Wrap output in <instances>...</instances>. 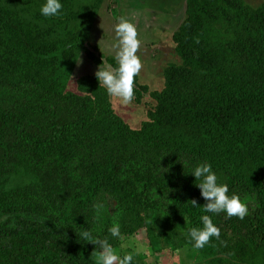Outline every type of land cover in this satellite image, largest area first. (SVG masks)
<instances>
[{"label": "trees", "instance_id": "16d2710c", "mask_svg": "<svg viewBox=\"0 0 264 264\" xmlns=\"http://www.w3.org/2000/svg\"><path fill=\"white\" fill-rule=\"evenodd\" d=\"M102 2L62 0L48 17L61 33L48 34L0 0V264H98L100 250L77 235L86 229L133 264L142 259L124 243L140 233L158 264L166 253L172 264H264V3L187 0L163 88L135 78L134 99L156 105L134 127L96 72L73 75L83 55L118 67L89 45ZM200 163L246 202L244 219L204 211L190 174ZM203 215L220 237L197 250L185 233Z\"/></svg>", "mask_w": 264, "mask_h": 264}, {"label": "rangeland", "instance_id": "374dc122", "mask_svg": "<svg viewBox=\"0 0 264 264\" xmlns=\"http://www.w3.org/2000/svg\"><path fill=\"white\" fill-rule=\"evenodd\" d=\"M246 1L254 7L264 3V0ZM6 2L21 10L24 16L40 22L46 33H61L57 21L50 20L40 14V8L45 0H6ZM75 2L77 6H80L94 4L97 0H75ZM186 4L187 0H103L93 23L89 45L105 61L109 58L116 60L118 39L114 32V26L121 17L130 19L136 25L141 41L137 53L141 57L143 65L138 74L139 81L148 85L151 91L161 90L164 86L166 66L180 60L175 50L173 35L186 17ZM104 65L110 64L105 63ZM99 67L100 65L89 56L83 55L75 63L73 75L77 77L78 75L93 74L98 71ZM112 101L116 110L134 127H138L141 121L147 118L148 112L156 105V101L150 94L145 95L141 101L133 99L131 103L127 104L115 97H112ZM145 235V233H140L133 236L124 243V246H133L135 251L140 247L139 255L142 261L139 264H158L157 261L161 260L159 259L161 254L153 255L146 244ZM147 250H150V255H146ZM115 251L121 256L128 254L127 251H120V249ZM135 251L133 252L135 253ZM166 256L167 253L163 254L164 262L172 264V261ZM183 258L187 263L192 262L189 257Z\"/></svg>", "mask_w": 264, "mask_h": 264}, {"label": "clouds", "instance_id": "9594fccd", "mask_svg": "<svg viewBox=\"0 0 264 264\" xmlns=\"http://www.w3.org/2000/svg\"><path fill=\"white\" fill-rule=\"evenodd\" d=\"M62 0H45L40 8V14L44 17H58L62 14ZM103 28V26L101 25ZM104 29V28H103ZM105 30V29H104ZM114 32L118 39V52L116 60L118 67L110 65L99 67L96 77L100 87L105 88L110 97L120 99L123 103H131L134 99V81L142 69L141 57L137 54L141 41L136 25L125 17H121L114 26ZM195 177L196 186L201 190V196L206 201L204 211L213 215L225 213L227 217L244 219L248 214V207L239 194L231 193L228 184L220 183L211 163H200L190 172ZM193 208L200 206L197 200H191ZM95 217L100 220L103 216L105 205L97 201L93 205ZM203 227H193L185 233L186 238L194 249H203L212 238L219 239L220 229L214 223L212 216L203 215ZM110 236L123 241L121 226L113 223L108 229ZM84 242H91L100 250L98 264H133V255H118L113 244L108 238H99L92 231L84 230L77 234ZM140 247L136 249L139 254Z\"/></svg>", "mask_w": 264, "mask_h": 264}, {"label": "water", "instance_id": "95a60500", "mask_svg": "<svg viewBox=\"0 0 264 264\" xmlns=\"http://www.w3.org/2000/svg\"><path fill=\"white\" fill-rule=\"evenodd\" d=\"M221 264H233V263H221Z\"/></svg>", "mask_w": 264, "mask_h": 264}]
</instances>
